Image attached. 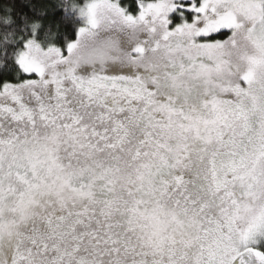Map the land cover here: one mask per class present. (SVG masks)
Instances as JSON below:
<instances>
[{
	"label": "snow or ice",
	"instance_id": "obj_1",
	"mask_svg": "<svg viewBox=\"0 0 264 264\" xmlns=\"http://www.w3.org/2000/svg\"><path fill=\"white\" fill-rule=\"evenodd\" d=\"M0 264H264V0H0Z\"/></svg>",
	"mask_w": 264,
	"mask_h": 264
}]
</instances>
